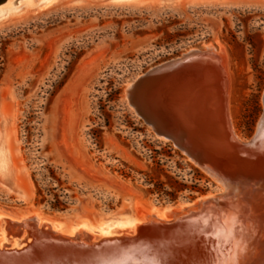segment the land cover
Masks as SVG:
<instances>
[{
	"label": "rangeland",
	"instance_id": "374dc122",
	"mask_svg": "<svg viewBox=\"0 0 264 264\" xmlns=\"http://www.w3.org/2000/svg\"><path fill=\"white\" fill-rule=\"evenodd\" d=\"M234 1L240 4L0 2V122L11 117L10 167L28 197L18 200L0 185V212L37 213L47 220L127 209L133 213L136 202L144 209L180 208L224 192L172 142L155 136L128 105L125 91L151 69L212 45L213 67L223 68L226 77L231 122L250 141L264 113V0ZM47 168L72 197L64 212L47 206L45 192L46 201L40 202L37 193L49 175ZM121 170L132 172L134 179L122 176ZM181 226L145 229L147 252L157 264H230L226 244L197 231L184 234Z\"/></svg>",
	"mask_w": 264,
	"mask_h": 264
},
{
	"label": "bare ground",
	"instance_id": "6f19581e",
	"mask_svg": "<svg viewBox=\"0 0 264 264\" xmlns=\"http://www.w3.org/2000/svg\"><path fill=\"white\" fill-rule=\"evenodd\" d=\"M217 1L227 6L240 4ZM208 47L202 54L152 69L148 79L136 87L133 101L156 125L172 130L178 138L183 135L188 153L224 192L201 198L205 202L200 205L195 201V207L144 209L136 202L133 213L128 209L112 212L99 221H93L95 213L47 220L37 213L7 215L1 211L0 264H157L156 257L147 252L150 238L145 229L152 225L167 229L182 225L184 234L197 231L217 238L226 244L230 264H264V113L250 141L237 134L231 122L226 77L223 68L213 67L215 48ZM10 120L8 116L0 122V185L18 200L27 201L10 167L14 133Z\"/></svg>",
	"mask_w": 264,
	"mask_h": 264
},
{
	"label": "water",
	"instance_id": "95a60500",
	"mask_svg": "<svg viewBox=\"0 0 264 264\" xmlns=\"http://www.w3.org/2000/svg\"><path fill=\"white\" fill-rule=\"evenodd\" d=\"M2 1H5V0H0V2ZM210 47L204 49V50H199V49H195L194 51L193 50H190L188 51L186 54H184L182 57L178 58V59H184L186 57H190L192 55H197V54H202L203 52H205L206 50H208ZM215 48V47H214ZM176 59V60H178ZM173 61V60H172ZM172 61H169V62H166L164 64H167V63H171ZM163 65V64H161ZM160 66V65H159ZM156 68V67H155ZM154 69V68H153ZM152 70V69H151ZM150 70V71H151ZM149 71V72H150ZM149 72H147L146 74H144L143 76L139 77L136 81H134L130 86L127 87L126 91H125V99L128 103V105L134 110V112L139 116L141 117L149 126H151L152 130L154 131L155 133V136L159 139H162V140H165V141H170L172 142L178 149H180L185 155H187L189 157V159L191 161H193L197 166H198V160L190 155L187 151V144L185 143V141L183 140L184 139V136L181 135L180 138L176 137L174 135V132H171L172 130H167L165 128H162L161 126H158L156 125L152 120H150L147 116H145L144 113H142L139 108L137 107V104L134 103L133 101V98H134V94H135V91H136V87L138 85H140L142 82H144L146 79H148V75H149ZM199 167V166H198ZM218 194V193H217ZM216 194V195H217ZM214 195V196H216ZM197 202V205H200L201 203L205 202V200H201V198H199ZM209 201V200H208ZM195 201L192 202V203H188V204H183V205H192L195 207ZM163 207H172V208H175L173 206H163ZM7 212H13L12 210L11 211H7ZM112 212H115V211H112ZM112 212H101V214L99 215H96L95 217H93V221L94 220H104V219H107L108 216L112 213ZM68 216H72V215H68ZM72 220V219H69V221ZM77 219L74 218L73 221H76ZM64 221V219H63Z\"/></svg>",
	"mask_w": 264,
	"mask_h": 264
},
{
	"label": "trees",
	"instance_id": "16d2710c",
	"mask_svg": "<svg viewBox=\"0 0 264 264\" xmlns=\"http://www.w3.org/2000/svg\"><path fill=\"white\" fill-rule=\"evenodd\" d=\"M94 139L97 141V137H94ZM157 166L160 165L159 162H154ZM49 175L44 177L43 183L44 187L38 189V196H43V193H47V196L50 198V200L47 202V206L50 207L52 211H58V212H64L68 209V204L71 203V196L69 193L66 192L65 189L61 188L62 183L60 179L56 176L55 171L51 168H47ZM122 176L125 178H133L132 172H126V171H119ZM145 184L150 185L151 184V177L149 174H145V177H143ZM54 184H58V187H54ZM161 190V187L160 189ZM59 192H61L59 194ZM163 192L165 196H170L175 200V195L167 193L166 191H160ZM46 201V198L42 197L40 202L44 203Z\"/></svg>",
	"mask_w": 264,
	"mask_h": 264
}]
</instances>
